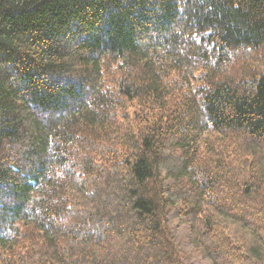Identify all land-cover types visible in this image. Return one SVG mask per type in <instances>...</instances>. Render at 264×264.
<instances>
[{
	"label": "trees",
	"instance_id": "obj_1",
	"mask_svg": "<svg viewBox=\"0 0 264 264\" xmlns=\"http://www.w3.org/2000/svg\"><path fill=\"white\" fill-rule=\"evenodd\" d=\"M0 264H264V0H0Z\"/></svg>",
	"mask_w": 264,
	"mask_h": 264
}]
</instances>
